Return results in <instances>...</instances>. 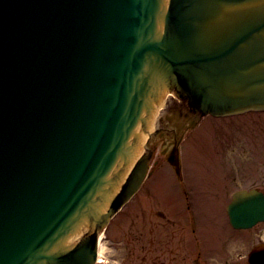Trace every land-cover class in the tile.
Here are the masks:
<instances>
[{"label": "water", "instance_id": "95a60500", "mask_svg": "<svg viewBox=\"0 0 264 264\" xmlns=\"http://www.w3.org/2000/svg\"><path fill=\"white\" fill-rule=\"evenodd\" d=\"M165 89L163 107L263 110L264 0H0V264H96ZM226 212L249 228L264 193L237 190Z\"/></svg>", "mask_w": 264, "mask_h": 264}, {"label": "rangeland", "instance_id": "374dc122", "mask_svg": "<svg viewBox=\"0 0 264 264\" xmlns=\"http://www.w3.org/2000/svg\"><path fill=\"white\" fill-rule=\"evenodd\" d=\"M196 115L174 136L178 173L163 152L166 137L144 135L150 174L104 228L97 264H250L249 252L264 247L263 222L234 229L226 213L233 191L264 188V113Z\"/></svg>", "mask_w": 264, "mask_h": 264}, {"label": "flooded vegetation", "instance_id": "af4514ba", "mask_svg": "<svg viewBox=\"0 0 264 264\" xmlns=\"http://www.w3.org/2000/svg\"><path fill=\"white\" fill-rule=\"evenodd\" d=\"M192 112V113H190ZM196 114L201 117L209 116L213 120L217 119H225V118H231V117H238V116H245L248 114H263L264 111H248L242 114L237 115H230V116H221L216 117L212 115H201L199 112L194 111L184 100H178L176 97H172L168 100L166 107H163L159 113L157 114V126L154 129V132L158 133V136L162 139L163 137H166L164 140V154L167 152H171L175 149L174 145L176 144L177 140L175 139V134L180 131L182 127H185V125H188L190 123V117L192 119V114ZM196 115V116H197ZM179 118L177 121L173 119ZM175 121V125L172 126V122ZM195 118L191 122H195ZM188 122V124L186 123ZM170 154V153H169ZM169 154L167 156H169ZM166 155V154H165ZM243 188V187H242ZM252 188V187H251ZM253 188H257L264 192V188L261 185H256ZM250 189V188H248ZM262 223V222H261ZM264 223V221H263Z\"/></svg>", "mask_w": 264, "mask_h": 264}, {"label": "bare ground", "instance_id": "6f19581e", "mask_svg": "<svg viewBox=\"0 0 264 264\" xmlns=\"http://www.w3.org/2000/svg\"><path fill=\"white\" fill-rule=\"evenodd\" d=\"M164 92H165V93H164ZM164 92H163V94L161 95V96H162L161 104H155L156 107H157V109H156V108H153V111L155 110L154 112H155L156 115H157V114L159 113V111L163 108L164 103H165V100H166V97H167V94H168V93H171V91H168L167 89H165ZM145 138H146V136H145ZM138 144H139V145L142 144V142H141V138H139ZM140 149H141V146L138 147V149H136L137 151L134 153V158H135V157H139V156L141 155L142 151H140ZM134 158H133V162H134ZM141 188H142V186H141ZM141 188H140V190H141ZM140 190H139V191H140ZM138 193H139V192H138ZM136 196H137V194H135L131 199L133 200ZM124 208H125V206H124ZM118 215H119V213H117V214L113 217V220H115V218H116ZM112 222H113V221H112ZM98 242H99V241H98ZM100 250H101V247L98 245L97 254L100 252Z\"/></svg>", "mask_w": 264, "mask_h": 264}]
</instances>
